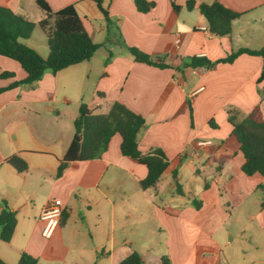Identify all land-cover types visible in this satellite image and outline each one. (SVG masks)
<instances>
[{
    "label": "crops",
    "instance_id": "1",
    "mask_svg": "<svg viewBox=\"0 0 264 264\" xmlns=\"http://www.w3.org/2000/svg\"><path fill=\"white\" fill-rule=\"evenodd\" d=\"M45 1L52 11L73 5L99 47L89 60L46 72L32 87L0 93V201L16 218L10 241L0 240V261L17 264L26 253L36 264H117L136 252L143 264H161L162 256L169 264H264V178L242 172L244 157L228 122V112L241 121L255 109L264 120V78L257 83L263 59L241 54L210 68L182 66L191 57L214 63L241 48L261 49L264 0H218L240 13L224 36L208 31L198 9L213 0H194L191 10L188 0H175L177 12L170 0H146L154 3L147 13L133 0H104L108 19L91 0ZM0 6L31 22L45 17L35 0ZM31 38L20 42L46 57L45 35L43 53ZM123 45L167 67L135 62ZM2 72L14 75L0 79V88L26 76L4 56ZM114 102L144 118L141 153L159 149L167 159L155 186L140 187L146 168L122 156L118 134L99 158L71 161L56 177L79 106L105 114ZM197 139L212 145L195 147ZM12 154L25 160V173L5 163ZM35 175L49 190L28 209ZM52 199L61 201L62 216L44 238L39 216Z\"/></svg>",
    "mask_w": 264,
    "mask_h": 264
},
{
    "label": "trees",
    "instance_id": "2",
    "mask_svg": "<svg viewBox=\"0 0 264 264\" xmlns=\"http://www.w3.org/2000/svg\"><path fill=\"white\" fill-rule=\"evenodd\" d=\"M101 14L108 19L107 11L103 6L104 0H91ZM173 11L177 12L179 6L175 0H170ZM38 8L45 17L38 22H31L14 14L10 9L0 6V56L7 57L17 62L26 73L24 79L14 81L6 87L0 88V93L5 90L26 85L34 86L44 73L55 75L58 71L89 60L99 45L94 43L86 30L73 5H68L58 11H52L45 0H35ZM135 8L140 13H147L154 7L153 2L146 0H133ZM195 1H186V9L191 10ZM199 12L208 24V31L218 36L229 35L232 22L240 13L235 12L218 0L211 4L200 3ZM35 27L42 30L46 38L48 54L42 57L36 50L20 42V39L30 37ZM133 61L145 63L159 68L167 67L156 63L151 58L134 47L123 45ZM241 54L261 56L264 63V45L259 50L238 49L226 58L211 63L202 57H191L185 61L183 67L210 68L216 63H232ZM12 72L0 73V79L12 77ZM264 78V65L257 83ZM228 122L232 126V134L239 144L244 162L241 167L246 176L255 173L264 178V120L255 109L241 121L228 112ZM74 132L63 158L59 161L56 177L61 176L67 164L71 161H89L99 158L107 149L112 136L121 137L120 152L134 162L146 168L145 177L140 180L142 189L154 187L165 171L168 162L159 149H152L143 155L138 147L139 137L145 127L144 118L119 102H114L107 113L93 114L85 104H81L78 115L73 121ZM16 173L27 171V164L19 154H12L5 159ZM261 187V186H259ZM198 207L199 202H194ZM264 206V199L261 202ZM16 225L14 211L10 210L4 200L0 201V240L9 242ZM37 259L22 253L17 264H36ZM0 264H3L0 261ZM117 264H143L136 252L130 253ZM161 264H169L168 259L161 257Z\"/></svg>",
    "mask_w": 264,
    "mask_h": 264
},
{
    "label": "built area",
    "instance_id": "3",
    "mask_svg": "<svg viewBox=\"0 0 264 264\" xmlns=\"http://www.w3.org/2000/svg\"><path fill=\"white\" fill-rule=\"evenodd\" d=\"M199 29L204 30V27H199ZM207 31V30H206ZM195 147H207L212 145L211 140L197 139L194 142ZM191 156L195 155V151H191ZM62 216V203L58 199H52L47 202L39 216L42 223L41 235L44 238H49L56 227L59 224L60 218Z\"/></svg>",
    "mask_w": 264,
    "mask_h": 264
},
{
    "label": "rangeland",
    "instance_id": "4",
    "mask_svg": "<svg viewBox=\"0 0 264 264\" xmlns=\"http://www.w3.org/2000/svg\"><path fill=\"white\" fill-rule=\"evenodd\" d=\"M116 34V30L114 35ZM32 38L29 40V43L31 45H33L34 47H36V49H38V51L40 53L44 52V46L42 44V38H44V35L42 33V31L39 28H36L32 31L31 33ZM116 36V35H115ZM47 48V47H46ZM100 56H96L94 58V60H99ZM31 156H34V158L38 159V158H45V157H41L42 155H38V154H33ZM27 164V163H26ZM28 167V166H27ZM36 174V173H35ZM36 180L35 182H37V184L34 182L31 186V190H30V198L27 201V208L31 209L32 205H38L40 203V201L43 200L44 196L47 194L48 190H49V185L47 183H43L41 180H39V175H35ZM11 201H13V198H11Z\"/></svg>",
    "mask_w": 264,
    "mask_h": 264
}]
</instances>
